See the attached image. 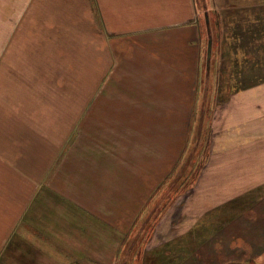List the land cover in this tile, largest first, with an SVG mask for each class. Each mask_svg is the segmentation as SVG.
<instances>
[{"label": "crops", "instance_id": "1", "mask_svg": "<svg viewBox=\"0 0 264 264\" xmlns=\"http://www.w3.org/2000/svg\"><path fill=\"white\" fill-rule=\"evenodd\" d=\"M81 4L76 16L84 15V25L73 21L58 30L65 32L64 42L94 43L97 64H106L100 81L76 92L25 89L22 102L0 113V264H149L166 247L176 253L185 248L188 260L223 230L197 240L193 233L204 226L202 214L215 213L235 190L238 198L255 194L240 201L238 217L223 224L236 218L253 222L256 249L226 261L264 264V127L253 135L228 134L239 155L224 161V171L186 179L175 167L189 126L193 133L191 114L199 108L203 36L195 0ZM46 30L54 31L35 27L31 36L46 40ZM72 31L79 37L71 38ZM246 90L230 100H242L245 94L239 93ZM230 106L227 118L234 114ZM0 109H6L2 103ZM170 111L180 112L174 117L172 161L165 129ZM261 111L256 121L264 125ZM223 128L228 130L226 123ZM217 157L212 153L209 163ZM192 180L183 191L184 181ZM198 186L202 200L194 203ZM240 236L244 248L249 235Z\"/></svg>", "mask_w": 264, "mask_h": 264}, {"label": "rangeland", "instance_id": "2", "mask_svg": "<svg viewBox=\"0 0 264 264\" xmlns=\"http://www.w3.org/2000/svg\"><path fill=\"white\" fill-rule=\"evenodd\" d=\"M195 2L203 36L202 56L200 57V81H198L199 108L197 106L196 111L191 114L193 116V124H195L194 128L192 127L193 133L189 135L191 127L189 126L188 133L184 137L185 144L189 136L188 143L182 158L176 160L177 164L175 165V167L183 170L182 172H184L186 179L191 176L194 177L196 172L199 175L202 173L201 178H205L212 171L214 172L212 175L217 173L216 168H219L220 172L224 171L223 166H226L224 161L233 162L237 160L239 155L238 144L230 145L231 141L229 138H233V136L238 134L253 135L256 128L264 127L262 123L256 121V119L261 117V109L263 108L264 110V63H260V65L254 64L255 60L263 61L264 55L256 56L253 54L252 49L255 42L248 43L250 38L254 39L257 36H264V0H195ZM230 2L232 4L236 2V5L235 7L231 5L233 6L232 9L227 10L226 5ZM81 3L82 0H0V103L6 108L0 109V113L2 111L6 112L10 108L9 106L22 102V97L27 94L24 91L25 89H33L34 91L54 87L56 89L68 88L76 92L77 87L86 89L92 87L93 89L96 82L100 81L98 75L105 71L106 64H97L94 43L77 44L72 41H68L69 43L64 42L65 32L58 30L63 25L71 24L69 26H73V21L84 25V15L79 14L78 17L76 16L84 9L81 7ZM26 11L28 13L24 16ZM218 11L228 21L223 40L220 43H218L219 33L215 31V23L213 24L214 14ZM229 11L234 14H228ZM247 14H253L249 19L250 24H247V26L253 27L252 31L247 33L250 36L243 38L240 33L241 31L245 32L241 30L240 16L244 18ZM209 15L212 18L211 24H208ZM193 18L195 19V16ZM207 18L208 20H206ZM22 20L24 23H21ZM185 21H187V18ZM20 24L23 25L17 31L16 29ZM48 26H51L54 31L46 30L45 34L48 35V38L46 40L40 38L36 42V38L31 36V30H34L35 27L38 30ZM219 27H224V24L219 25ZM210 29L215 35L211 33L212 37L209 38L212 39V51L214 52L211 55L212 61L222 58L220 63L226 66L225 73L230 80L228 82L229 85L234 84L231 79L233 77L240 79L242 83V88H225L221 94L217 93V97L215 93L216 90L218 91V86L216 87L215 76L211 78L205 76V72H207V67L205 66L207 60L205 58L207 54V35L205 33L208 30L210 31ZM226 31L228 32L227 37ZM14 35L15 37L11 40ZM71 36V38H77L79 37V32L72 31ZM217 44H222V48L219 45L220 56L216 53ZM236 46L241 48L236 50ZM228 54H232V57H235L233 65L227 66L225 64L226 62L227 64L231 62V59L227 56ZM256 86L263 87L255 92ZM246 88H248L247 92L239 93L240 95L245 94L242 96V100L236 97L230 100L234 92L243 91ZM24 92L25 94H23ZM212 98H215L214 108L210 105ZM223 103L224 107H222ZM228 104H232L230 106V114L234 113L229 118H227ZM239 107L246 110L240 112ZM185 113L190 115L188 112ZM179 114L180 112L170 111L166 120V148L168 154H170L171 161L174 160V154L170 147L173 145L174 135L178 131L177 126L174 125L176 120L174 117ZM186 118L189 119V116ZM190 121L191 118L189 123ZM225 123L228 130L223 128ZM162 129L161 127V131ZM229 133L231 134V136L229 135L230 137H228ZM226 150L235 151V153L229 155ZM212 153L213 155L219 153V157L213 164L208 161ZM206 166L207 168L204 171L203 168ZM186 168L188 169L185 170ZM191 184H193V180L189 181V183L184 181L183 191H186ZM234 185L237 186V183H234ZM194 192V203L202 200L201 194L203 191L200 186H198L197 196L196 191L193 190V194ZM231 192L236 196L229 202L223 201L224 205L216 208L215 213L210 215L202 214L204 216V226L201 223L198 230L193 233V235H198L197 240H199L210 231L223 229L216 235L212 243L200 249L199 253L188 260H185L186 256L183 254L186 252L185 248H180V253H176L173 247L160 248L155 254L151 255L149 264H177L180 259H182L180 262L182 264H223L228 263L229 261L226 260L229 258L243 257V255L249 253L245 251L250 250L254 253L256 248L253 222L244 223L236 218L237 220H233L230 225L229 223H223L227 217L233 218L238 214V210L241 207L240 201L249 199L255 193L252 191L250 194L238 198L240 194L238 190L230 191L229 193ZM251 213H253V210L247 213L248 216L245 219L253 216ZM240 235H249L246 240L249 244L244 248H240L239 245ZM215 242L216 245H213ZM233 261L237 262L240 260Z\"/></svg>", "mask_w": 264, "mask_h": 264}, {"label": "trees", "instance_id": "3", "mask_svg": "<svg viewBox=\"0 0 264 264\" xmlns=\"http://www.w3.org/2000/svg\"><path fill=\"white\" fill-rule=\"evenodd\" d=\"M231 5H234V7H235V5H236V2H233V4H232V2H230V3H228L227 5H226V9L227 10H231L232 9V7L233 6H231ZM247 5V4H246ZM240 8V7H239ZM232 11H229L228 12V14H234V13H231ZM210 16V15H209ZM251 16H253V14H251V15H248L247 14V16L246 17H242V16H240V24H241V30H243L245 33H243L242 31H241V33L240 34H242V37L243 38H245V36H250L249 34H247L249 31H252V27L253 26H247V24H250V21H249V19H250V17ZM235 17V16H234ZM211 21H212V18H211V16H210V18H209V20H208V24H211ZM215 23V31L216 32H218L219 33V36H220V38L218 39V43H220L222 40H223V35L225 34V29L227 28V24H228V21L224 18V16H222V13L221 12H217V13H215L214 14V17H213V24ZM224 24V27H219V25H223ZM214 26V25H213ZM211 31V30H210ZM209 30L206 32V52H207V48H208V42H209V38L210 37H212L211 36V33L212 32H210ZM224 31V32H223ZM215 32V33H216ZM217 33V34H218ZM227 31H226V37L228 36L227 35ZM247 34V35H246ZM253 43V42H255V45L253 46V49H252V52H253V54H255L256 56L258 55V56H262V55H264V36H262V37H256V38H254V39H252V38H250L249 40H248V43ZM223 44V43H222ZM222 44H219V45H221V48H222ZM219 45L217 44V48H216V53H217V55H221V53H220V47H219ZM241 47H239V46H236V50H239ZM212 54H214V52L212 51V53H211V55ZM230 59H231V62L229 63V64H227V62L225 63L227 66L228 65H233V63H234V60H235V57H232V54H228L227 55ZM222 57V56H221ZM232 57V58H231ZM205 58L207 59V54H206V56H205ZM222 59V58H221ZM221 59L220 60H213L212 61V59L210 58V60L208 61V59L206 60V63H205V66L207 67V69H206V71L207 72H205V76L206 77H209V78H211V77H214L215 76V81H216V87L218 86V91L216 90V93H215V96L217 97V95L220 93H222V90L223 89H227V88H229V87H231V88H238V89H240V88H242V83H241V81H240V79H237L236 77H233V78H231L233 81H234V84L233 85H229V78H228V76L226 75V73H225V69H226V66L225 65H223L222 63H220V61H221ZM259 64L260 65V63H264V60L263 61H257V60H255L254 61V64ZM200 71H201V68H200ZM203 77H204V74H203ZM203 80V79H202ZM218 93V94H217ZM223 94H225V92H223ZM226 264H260V263H257V262H255V260H249V261H237V262H235V261H231V262H228V263H226Z\"/></svg>", "mask_w": 264, "mask_h": 264}, {"label": "water", "instance_id": "4", "mask_svg": "<svg viewBox=\"0 0 264 264\" xmlns=\"http://www.w3.org/2000/svg\"><path fill=\"white\" fill-rule=\"evenodd\" d=\"M206 16H207V14H206ZM207 20H208V18H207ZM211 53H212V39H209L208 48H207V59H208V61L211 58Z\"/></svg>", "mask_w": 264, "mask_h": 264}]
</instances>
